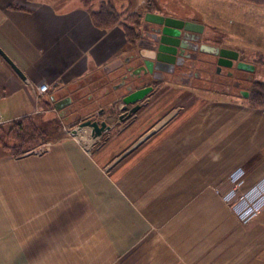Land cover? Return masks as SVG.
I'll use <instances>...</instances> for the list:
<instances>
[{
  "label": "crops",
  "instance_id": "obj_1",
  "mask_svg": "<svg viewBox=\"0 0 264 264\" xmlns=\"http://www.w3.org/2000/svg\"><path fill=\"white\" fill-rule=\"evenodd\" d=\"M75 1L0 0V48L23 73L0 54V127L64 125L21 155L0 143V264H264V204L243 222L221 196L234 171L244 192L264 180V107L242 94L253 63L187 58L122 119V72L150 28L134 46ZM89 118L110 128L72 132Z\"/></svg>",
  "mask_w": 264,
  "mask_h": 264
},
{
  "label": "rangeland",
  "instance_id": "obj_2",
  "mask_svg": "<svg viewBox=\"0 0 264 264\" xmlns=\"http://www.w3.org/2000/svg\"><path fill=\"white\" fill-rule=\"evenodd\" d=\"M75 2L74 5H84L89 9L106 8L107 11H115L120 15L121 21L125 20L136 25L140 35L145 26L151 30L153 27L157 29L162 27L147 21L145 17L148 13L198 22L204 26L200 39L202 44L238 50V60L253 63L257 71L254 79L249 74L244 78L248 77L251 83L259 78L264 81V0H76ZM136 17H140V20ZM121 21L115 26L123 30ZM145 40L152 43L150 38ZM138 43L139 40L137 43L133 41L134 46ZM208 55L199 54L198 57L196 55V59L214 61L218 58L215 55ZM213 64L215 63L205 66L210 68L214 66ZM58 123V128L50 127L52 132L53 129L57 131L54 136L63 133L64 125L62 122Z\"/></svg>",
  "mask_w": 264,
  "mask_h": 264
},
{
  "label": "water",
  "instance_id": "obj_3",
  "mask_svg": "<svg viewBox=\"0 0 264 264\" xmlns=\"http://www.w3.org/2000/svg\"><path fill=\"white\" fill-rule=\"evenodd\" d=\"M146 20L155 24L162 25L161 34H160V43L158 44L157 36L159 35V29L157 30L156 37L151 38V44L153 48L147 50L148 53L141 55L140 53H133L127 58V61L130 62L126 67L124 72H122V80L119 84L124 86L128 91L122 97V110L121 114L123 118H129L134 113H136L141 108V102L151 93L153 90L152 85H145L140 88L135 89L136 82H146L154 78L158 72L167 73L173 72L175 65L178 62V58L175 54L178 43L173 37L178 38L182 33V27L185 30H193L197 25L194 23L188 22L184 24H175L171 21V18H166L160 14L148 13L146 15ZM210 53L218 56V68L222 66H232L234 62L238 60L239 54L236 51L220 48V47H210ZM198 49H196L197 51ZM0 54L13 66V68L23 76L22 71L15 65V63L4 53L0 48ZM183 64L180 60L178 65ZM238 68L248 69L251 68L247 63L238 61ZM251 66V65H250ZM253 67V66H252ZM243 95H248V91H242ZM54 101V106L58 110H63L68 104H70V98L56 99L55 96L52 97ZM84 127L92 128V136L97 137L101 136L103 132L110 128L106 120L98 121L94 118H89L81 122L76 128H73L72 132L76 134L79 130Z\"/></svg>",
  "mask_w": 264,
  "mask_h": 264
},
{
  "label": "trees",
  "instance_id": "obj_4",
  "mask_svg": "<svg viewBox=\"0 0 264 264\" xmlns=\"http://www.w3.org/2000/svg\"><path fill=\"white\" fill-rule=\"evenodd\" d=\"M105 9L106 8H99L98 10L92 11V19L97 25L107 28L115 26L121 21L118 13L113 10L107 11ZM136 19L140 20V17H136ZM121 22L128 41H136L140 35L137 26L125 20ZM252 66L255 65L253 64ZM247 99L249 104L253 106L264 107V81L254 80L252 82ZM58 122L59 120L52 119L46 124H41L38 118L32 116L15 119L0 127V143L7 154H24L45 142L50 138V135H54V133L57 132L56 130L53 129L51 133L48 130L50 127L58 128ZM11 143H13V145H11Z\"/></svg>",
  "mask_w": 264,
  "mask_h": 264
},
{
  "label": "built area",
  "instance_id": "obj_5",
  "mask_svg": "<svg viewBox=\"0 0 264 264\" xmlns=\"http://www.w3.org/2000/svg\"><path fill=\"white\" fill-rule=\"evenodd\" d=\"M38 89L41 93H47L49 85L41 83L38 85ZM242 176V170L231 173L228 180L232 186L228 191L223 192L221 196L241 221L248 222L257 217L261 206L264 204V180L244 192L238 186V182ZM218 191L220 192V188Z\"/></svg>",
  "mask_w": 264,
  "mask_h": 264
},
{
  "label": "flooded vegetation",
  "instance_id": "obj_6",
  "mask_svg": "<svg viewBox=\"0 0 264 264\" xmlns=\"http://www.w3.org/2000/svg\"><path fill=\"white\" fill-rule=\"evenodd\" d=\"M164 17L171 18V21L175 22V24H177V25L189 22L187 20L178 19V18L171 17V16H164ZM195 25H197V24H195ZM183 29H184V27H182V33L178 38L173 37V39H175L176 42L178 43L177 49L174 50L177 58L179 59L175 65V67L178 65L180 60L182 62H184L187 58H196V55H193V54H195V52L192 53L191 49H195V50L198 49V50H201L204 52L210 50L209 47H207L204 43L202 44L200 42L201 35H202V31H201L202 26L197 25L196 28L192 30V32H189L188 30H183ZM157 30H158L157 27H153L152 30L150 29V31L148 32L149 33L148 36H149L150 40H151V38H153V36L156 37ZM160 34H161V27L159 28V35L157 36L158 44H161L160 43ZM148 47L153 48V45L151 43H149ZM137 54H139V53L137 52ZM164 74L165 73L158 72L155 76V79L152 78L147 83V85H152L153 90H154L155 86H156L155 82L158 80H162L164 78Z\"/></svg>",
  "mask_w": 264,
  "mask_h": 264
}]
</instances>
